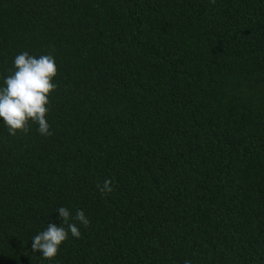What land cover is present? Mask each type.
Listing matches in <instances>:
<instances>
[{
	"label": "trees",
	"instance_id": "obj_1",
	"mask_svg": "<svg viewBox=\"0 0 264 264\" xmlns=\"http://www.w3.org/2000/svg\"><path fill=\"white\" fill-rule=\"evenodd\" d=\"M23 51L53 135L0 118V264H264V0H0V84ZM60 207L91 223L49 262Z\"/></svg>",
	"mask_w": 264,
	"mask_h": 264
},
{
	"label": "clouds",
	"instance_id": "obj_2",
	"mask_svg": "<svg viewBox=\"0 0 264 264\" xmlns=\"http://www.w3.org/2000/svg\"><path fill=\"white\" fill-rule=\"evenodd\" d=\"M215 3V0H212ZM58 75V66L52 54L39 56L23 51L15 55L12 68L2 76L0 84V118L9 136L17 138L27 136L33 125L44 137L52 136L48 114L50 113L51 95L57 90L54 82ZM101 194L113 192V181L106 178L97 183ZM62 225L49 223L47 227L32 237V251L41 253L40 257L49 262L58 256L61 246L69 239H79L81 231L90 226V220L83 210L77 209L75 214L68 207L57 209ZM185 264H191L185 261Z\"/></svg>",
	"mask_w": 264,
	"mask_h": 264
}]
</instances>
